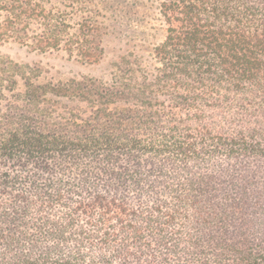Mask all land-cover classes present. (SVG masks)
<instances>
[{
	"label": "trees",
	"instance_id": "16d2710c",
	"mask_svg": "<svg viewBox=\"0 0 264 264\" xmlns=\"http://www.w3.org/2000/svg\"><path fill=\"white\" fill-rule=\"evenodd\" d=\"M4 45L99 70L0 60V264H264V0H0Z\"/></svg>",
	"mask_w": 264,
	"mask_h": 264
},
{
	"label": "rangeland",
	"instance_id": "374dc122",
	"mask_svg": "<svg viewBox=\"0 0 264 264\" xmlns=\"http://www.w3.org/2000/svg\"><path fill=\"white\" fill-rule=\"evenodd\" d=\"M125 33H130L129 28L125 27ZM131 30H134L133 27ZM28 48L15 45L0 46V60L3 61V67L12 65L13 63L22 66H38L40 72L34 79L38 82H59L66 81L72 78H80L83 76H94L98 73L97 68L93 69L89 65H83L75 60L69 59L62 54H29ZM27 75L34 76L29 68H25ZM2 70V67H0ZM3 73L1 71L0 75ZM24 90L23 80L18 79V84L14 89L9 88L4 91V97L0 98V116L5 109V103L12 99H19L17 93Z\"/></svg>",
	"mask_w": 264,
	"mask_h": 264
}]
</instances>
